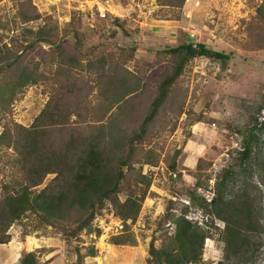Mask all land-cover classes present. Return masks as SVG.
I'll return each instance as SVG.
<instances>
[{
    "label": "rangeland",
    "instance_id": "1",
    "mask_svg": "<svg viewBox=\"0 0 264 264\" xmlns=\"http://www.w3.org/2000/svg\"><path fill=\"white\" fill-rule=\"evenodd\" d=\"M32 4L31 16L39 18L25 21L19 0L0 2V66L13 63L0 75V134L5 125L31 127L51 97L53 80L70 74L74 80L96 81L82 125L107 122L129 101L123 105V120L132 135L149 114L161 82L174 70L178 57L171 49L204 43L230 59H191L149 125L147 137L136 144L134 169L152 178L136 222L124 224L106 205L93 221L100 237L82 232L67 239L60 230L38 229V219L28 215L10 228L11 242L0 245V264H20L25 253L37 249L41 263H50L57 251L55 260H60L55 264H77L76 250L85 255L92 247L97 257H87L82 264H149L151 243L159 248L164 235L174 230L172 222L163 221L168 201H174L179 213L191 205L190 192L198 182L203 185L198 193L211 200L217 176L228 168H234L236 176L227 195L244 191L254 202L263 245L252 264H264V134L250 165L239 166L246 128L253 117L264 118V0H185L180 8L159 5L158 0H32ZM21 70L34 72L38 83L18 86ZM114 76L135 80L137 86L108 114V106L122 91L110 83ZM148 151L156 167L144 164ZM16 158L12 149L0 152V196L4 185L19 174ZM174 163L176 174L170 168ZM129 180L135 184L132 174ZM128 193L129 188L122 190V202ZM189 217L204 227L225 228L222 221L203 217L195 208ZM128 234L133 242L114 244L116 237ZM201 264H225L220 233L205 241Z\"/></svg>",
    "mask_w": 264,
    "mask_h": 264
},
{
    "label": "trees",
    "instance_id": "2",
    "mask_svg": "<svg viewBox=\"0 0 264 264\" xmlns=\"http://www.w3.org/2000/svg\"><path fill=\"white\" fill-rule=\"evenodd\" d=\"M158 3L180 8L185 0H158ZM33 9L32 0H19L20 16L25 21L39 18L37 14L31 16ZM170 53L177 56L178 61L173 72L161 82L158 96L135 134L129 135L124 127L123 105L129 101L122 103L118 112L112 114L107 122L101 120L96 125H82L87 121L88 93L91 94L96 88L93 83L96 81L74 80L70 74H66L67 77L59 75L53 80L55 85L51 97L31 127L17 124L4 126L0 134V152L11 149L15 152V165L19 174L13 183L4 185L0 196V245L11 242L10 228L28 215L38 219V229L51 227L60 230L68 236L67 239L78 237L82 232L89 235L95 232L100 237L102 233L99 229H93V221L98 211L106 205L112 207L124 224L137 221L152 178L134 169L137 163L134 160L136 144L147 137L149 125L191 59L207 58L223 62L230 59L229 55L212 50L204 43H184L171 49ZM12 65L0 66V75ZM67 66L74 68L75 65L69 63ZM33 73L21 70L18 86L37 84V76ZM129 75L132 76L131 73ZM102 77L99 75L97 78V87L102 86ZM134 81L118 76L111 79L110 83L115 84L118 90L122 88V91L116 94L115 101L108 106V114L114 109V103L122 102L129 94L136 92L137 84ZM263 134L264 118L260 120L257 116L253 117L244 132L245 147L240 153V167L250 165ZM143 162L155 167L157 165L150 151ZM200 162L201 159L197 168L201 167ZM170 168L174 174L177 173L175 163ZM131 174L135 180L133 185L129 180ZM49 176L53 178L45 184ZM235 176L234 168L224 169L217 176L211 200L198 193L203 188L198 182L190 192L191 205L183 206L179 213L175 212L174 201H168L163 221L172 222L174 230L164 235L159 248L151 243L149 264H201L205 241L212 239L216 232L220 233L225 244V264L254 262L256 253L263 245L259 238L262 228L254 213V202L247 193L241 191L234 197L227 195V189ZM210 180L211 177L207 179L206 189L209 188ZM44 184L45 187L36 191ZM124 188H129V193L122 202L120 194ZM191 208L200 210L203 217L222 221L225 228L221 230L213 225H200L189 217ZM134 240L131 234L122 235L115 238L114 244L128 245ZM40 255V249L25 253L20 264H50L49 261L41 263ZM97 255L95 247L90 248L85 255L77 249V264Z\"/></svg>",
    "mask_w": 264,
    "mask_h": 264
},
{
    "label": "crops",
    "instance_id": "3",
    "mask_svg": "<svg viewBox=\"0 0 264 264\" xmlns=\"http://www.w3.org/2000/svg\"><path fill=\"white\" fill-rule=\"evenodd\" d=\"M56 252H57V251H56ZM56 252H54L53 256H52V257H50V258L48 259V260H50V264H55L57 261H59V260H60V259H58V260H55V258H56V257H55L54 255H55V253H56ZM54 260H55V261H54Z\"/></svg>",
    "mask_w": 264,
    "mask_h": 264
},
{
    "label": "built area",
    "instance_id": "4",
    "mask_svg": "<svg viewBox=\"0 0 264 264\" xmlns=\"http://www.w3.org/2000/svg\"><path fill=\"white\" fill-rule=\"evenodd\" d=\"M101 16H102V14H101ZM94 17H95V14L92 13V14H91V18L93 19Z\"/></svg>",
    "mask_w": 264,
    "mask_h": 264
}]
</instances>
